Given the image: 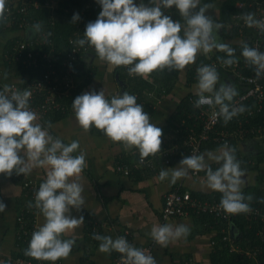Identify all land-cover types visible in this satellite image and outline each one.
I'll return each instance as SVG.
<instances>
[{
  "label": "clouds",
  "instance_id": "9594fccd",
  "mask_svg": "<svg viewBox=\"0 0 264 264\" xmlns=\"http://www.w3.org/2000/svg\"><path fill=\"white\" fill-rule=\"evenodd\" d=\"M102 7L98 18L89 22L82 39L74 43L83 48L93 47L98 59L114 67H128L130 76L147 77L156 71H183L194 64L198 54L207 56L214 50L226 53L220 63L232 66L239 62L235 49L221 40L223 25L206 15L214 9L212 3L201 0H97ZM6 0H0V22L6 21ZM175 7L180 20L174 21L162 9ZM79 14L73 22L79 21ZM242 19L247 27L264 33V20L255 13H244ZM41 22L31 25L33 35L42 31ZM50 36L51 33H48ZM242 57L253 67L257 79L264 77V52L242 44ZM8 78L7 72L4 79ZM195 108L205 105L218 109L216 115L225 124L244 113L246 107L237 105L234 98L238 91L234 84L221 82L215 65L201 64L196 69ZM32 92L17 90L13 85H0V173L29 175L33 169H45L46 179L40 184L29 208L37 209L44 222L33 231L24 255L37 261L67 259L76 243L75 238H65L84 223L83 216L71 215L74 208L81 210L85 204L80 183L81 174L87 167L86 153L80 150V142L64 143L50 134L53 124L42 125L37 113L30 109ZM75 119L88 132L93 126L101 130L113 143L121 144L125 151L138 150L140 162L161 151L162 129L150 123V116L137 103V97L125 91L109 100L104 89L85 92L72 103ZM23 153V155H21ZM213 164L218 165L215 169ZM191 172H205L204 186L221 193L219 207L228 214L251 211L252 196H245L242 185L245 170L237 159L235 147L227 142L215 150L185 155L177 167L162 169L160 181L175 184ZM248 201V202H246ZM6 205L0 201V212ZM190 228L186 224L171 223L153 225L150 236L159 245L167 247L186 239ZM99 241V251H116L126 258V264H157L155 258L121 236L93 234Z\"/></svg>",
  "mask_w": 264,
  "mask_h": 264
},
{
  "label": "crops",
  "instance_id": "0c3cea01",
  "mask_svg": "<svg viewBox=\"0 0 264 264\" xmlns=\"http://www.w3.org/2000/svg\"><path fill=\"white\" fill-rule=\"evenodd\" d=\"M57 1L59 2V0ZM61 1L64 2L65 0ZM222 1L213 0L211 3L215 5L214 9H210L206 13V15H211L217 22H219L218 16ZM134 2L139 5L141 0H134ZM93 3L94 1H91V5ZM251 9L248 8V10ZM42 20L44 21V18ZM82 25L86 26L87 24L83 23ZM236 29L238 35L234 37L225 35L223 28L220 29L221 40L231 45L232 43H242L244 37L247 36L250 39L251 28H246V34L242 33L237 27ZM10 35L33 36L31 26L25 29H16L8 34L9 37ZM216 52L218 51L214 50L208 55L216 54ZM200 55L202 54H198L194 64L186 66L183 71H179L175 87L169 93L162 94L160 97L156 96L155 111L153 113L147 112L150 116V123L155 124L159 128L164 127L182 97L189 92L195 93L194 85L197 81L188 82L187 75L189 68L196 63L198 65L199 62L208 61L206 59L208 55L204 59H201ZM82 57L86 67L91 66L94 68L95 76L83 86L80 95L85 92L93 90L99 92L104 89L106 98H108L121 90L122 81L118 77L117 67L101 62L97 55L92 52H86ZM5 72L8 74L6 80L4 79ZM0 73L2 82L5 84H9L14 80L19 82L20 76L14 75L5 69L2 57L0 59ZM220 80L225 82V79L221 76ZM229 80L235 85L233 78ZM81 82H86V79L83 77L75 79L74 86L77 87ZM235 87L238 90V86L235 85ZM39 123L45 124L43 121ZM52 124L53 127L49 131L54 137H59L66 144L72 140L80 142V150L86 153L87 164L80 178V183L84 187L82 195L85 204L79 211L74 208L71 210L72 216L76 218L83 216L84 223L65 237H74L76 243L69 257L63 259L62 264H114V259L118 252H100V242L91 238L87 230L89 224L94 220L95 223L100 221L108 222L101 235L110 236L113 239L127 236L131 243L138 248L150 241L154 242L153 257L157 264H216L213 261V252L215 251V240L219 232L212 215L189 213L162 218L165 194L177 185H180L183 189H189L191 193H199L197 195L192 193L193 196L213 197L214 195L217 198L216 191L204 186L205 172H199L197 176L190 172L188 177L178 180L175 184L171 183L170 180L160 181L158 179L159 172L162 169L177 167L182 160V158H179L167 165L156 160L153 167H138L129 173H125L118 170L117 164L124 163L129 165L135 160L137 161L139 158L138 150L125 151L121 144L113 143L95 126L85 132L76 121L73 111L67 116L53 121ZM181 124L177 125L176 131L173 130V132L168 133L162 140V144L172 143L174 140L179 142L184 140L186 132L180 134ZM200 125L201 123L189 126L187 131L191 127L199 128ZM225 126L229 130H234L235 126H238L237 118H233ZM231 143L236 149V156L241 161V166L243 157L254 155L257 151L264 149V139L255 137L244 139L233 137ZM221 145H214V143L207 141L203 144L201 152L215 150ZM212 167L215 169L217 165L213 164ZM241 168L245 170V176L248 174V176L243 177L245 181L242 185L243 190L245 186L256 183L258 172L257 170H250V167ZM262 168L264 172V164H262ZM26 179H30L34 186H26ZM45 179V169H33L26 176L23 174L17 175L15 171H13L11 176L0 173V201L6 205V209L0 212V264H4L8 255L16 254L21 251V247L23 248L24 243L18 238L17 233V215L19 212L26 210L25 208H29V201L34 203L35 193ZM27 215L31 214L28 213ZM38 221L40 225L43 224L44 218L42 215H38ZM165 223L174 225L186 224L190 228V234L186 239H181L175 243H170L167 247H163L151 238L150 232L153 225ZM227 227L232 236L233 234L235 236L241 234L240 228L234 222L231 221Z\"/></svg>",
  "mask_w": 264,
  "mask_h": 264
},
{
  "label": "built area",
  "instance_id": "2783aa9c",
  "mask_svg": "<svg viewBox=\"0 0 264 264\" xmlns=\"http://www.w3.org/2000/svg\"><path fill=\"white\" fill-rule=\"evenodd\" d=\"M58 3L57 0H6V21L0 22L15 29H25L37 22H42L43 17H35L31 13V8H38L44 6V8H54ZM238 10L233 14L235 18V26L244 34H246V28H249L244 23L242 16L244 13H255L257 19L264 20V0H249L248 7L244 8L246 2L239 0L237 2ZM94 6H97L95 4ZM247 10V11H246ZM52 16L49 17L51 20ZM48 19V20H49ZM49 20V21H50ZM53 23V22H52ZM43 25V24H42ZM77 31L69 35L62 44H56V33L54 30L42 28V31L33 36H24L18 38L15 44H12L7 48L5 58H9L10 54H13L16 58H23L24 61L37 64L38 54L41 51L45 53L42 55L46 61V70L37 79L30 82L19 83L14 80L9 83L13 85L17 90L29 89L32 92L30 98V109L37 113L38 122L42 121L44 112L50 110L53 107L61 106V102L58 100L63 94H67L74 86L75 78V66L82 58L83 54L90 52L93 47L85 45L81 48L74 42L77 39H82L83 33L86 29L85 25H78ZM252 33L249 36L251 42L250 47H256L261 52H264V33H261L257 28H251ZM48 33H51L49 36ZM44 45H48L49 49L46 50ZM46 50V51H45ZM60 55V56H59ZM226 58V57H224ZM239 62L232 66H226L220 63L219 58H214L210 62H199L196 69L201 64L215 65L217 68L227 70L231 73L233 78H236L240 83L244 85V90L239 92L234 98V102L237 105H243L246 107V111L234 118L238 120V126H235L234 130H229L226 126H222V117L216 115L218 109H212L207 105L198 108V116L202 122L199 128L191 127L184 137L182 142L174 140L172 143L161 144V151L155 156H149L145 158L144 162H140V156L138 160L132 164L126 165L124 163H118L117 168L125 173H129L135 168L155 165L154 161H161L164 164H171L174 160L183 158L185 155L199 154L202 146L205 142L213 140L217 143L224 144L227 142L230 144L233 137L244 139L247 137H255L257 139H264V119L261 122H253L252 119L257 113L264 109V77L257 79L253 67L246 64L243 57H237ZM61 63H59V61ZM196 73V71H195ZM0 73V85L3 86ZM44 93L45 97L42 103H35L38 93ZM198 99L197 96L191 95L190 100L194 103ZM254 162V160H250ZM191 172V171H190ZM197 176L199 172H191ZM26 186H34V183L30 179H26ZM248 202V201H246ZM250 203L251 211L242 214L248 222V226L251 227L255 222L264 223V208L257 204L254 200ZM220 200L214 195L213 197L206 196H193L189 189H183L180 185L175 186L169 190L164 197V203L162 208V218L165 219L172 215H185L189 213L194 214H210L214 217L216 223L234 222L233 218L240 214H228L220 207ZM17 215V233L18 238L24 243L21 251L16 254H10L6 257L4 264H53L50 261H37L33 258L24 255V250L28 247L29 241L33 231L40 225L38 221L37 209L25 208ZM31 215H27V214ZM107 221L96 222L95 220L89 224L91 232L101 235L102 230L107 226ZM222 239L225 242L229 251L239 252L249 258H254L258 263V255L263 248L264 242V230L258 229L257 235L258 243L243 245L237 242L233 238L229 228L226 225L222 226ZM125 237L130 244L131 240L127 236ZM134 245V244H133ZM135 246V245H134ZM154 242H148L140 249L145 250L148 254L154 256ZM63 259L58 260L55 264H62ZM114 264H126V258L117 253L114 259ZM259 264V263H258Z\"/></svg>",
  "mask_w": 264,
  "mask_h": 264
},
{
  "label": "trees",
  "instance_id": "16d2710c",
  "mask_svg": "<svg viewBox=\"0 0 264 264\" xmlns=\"http://www.w3.org/2000/svg\"><path fill=\"white\" fill-rule=\"evenodd\" d=\"M43 2V0H41ZM91 1L94 3L91 5ZM239 0H223L220 6L219 12V22L223 25V33L229 37H234L238 35V31L235 27V18L233 14L239 9L236 3ZM246 5L244 8L248 7L249 0H244ZM213 0H201V4L203 3H211ZM145 4L149 3V0H145ZM97 4V6H94ZM92 7H91V6ZM166 15H170L174 21L181 19L179 12L175 7L172 9H162ZM102 11V7L97 0H65L64 2L59 0L54 8H44V6H39L38 8H31V13L35 17H43V27L46 29L54 30L56 33V44L62 43L69 35L74 34L78 29V25H82L83 23L88 24L89 22H93L98 18L99 13ZM247 11V10H246ZM79 14L80 19L77 22H73V16L75 14ZM52 16L51 20L49 17ZM50 21H49V20ZM82 21V22H81ZM53 22V23H52ZM15 28H11L6 26L5 24L0 23V59L2 57L3 64L5 69L14 74L20 76L19 83L30 82L32 80L37 79V77H41V75L46 70V61L43 58L44 51H41L38 56L37 64L30 62H26L23 58H16L13 54H10L9 58H5V53L7 48L12 44H15L18 38H23L22 35H10L9 33L14 32ZM247 42L248 45H251L250 40L247 37H244L243 42L239 44H231L230 46L235 49L236 57L241 56L242 52V44ZM46 50L49 49L48 45H44ZM264 47V43H263ZM45 50V51H46ZM95 53L93 49L90 51ZM2 55V56H1ZM60 56V55H59ZM205 55H200L201 59L206 58ZM226 57V53L216 52V54L208 55L206 58L210 62L214 58H224ZM61 63L60 60H58ZM199 61V60H198ZM196 67L197 63L189 68L187 79L188 82L196 81ZM219 74L224 79H232V75L229 71L223 70L221 68H217ZM118 72V77L122 81V88L113 96L122 95L125 91L129 94L135 95L137 97V103L143 105L144 111L153 113L155 111L156 104V96L160 97L162 94L169 93L176 84V81L179 77V71L173 70L168 71L167 69L163 71H156L147 77L140 76H130L128 74V67L120 66L116 68ZM95 76L94 68L91 66L86 67V64L83 63V57L78 61L75 66L74 78H84L86 82L80 83L77 87L73 86L67 94H63L58 97V100L61 102V106L53 107L50 110L44 112L42 116V121L46 124V122L56 121L60 118L67 116L69 113L73 111L72 103L77 96H79L82 92V88L87 81H90ZM235 85L238 86V93L244 90V85L240 83L236 78H233ZM152 92V93H151ZM197 96L194 92H189L184 97H182L180 103L176 107L174 113L170 116L167 124L162 127V137L163 140L169 132L176 131L177 125H180V134L183 132H187L189 126L199 125L202 120L198 116L199 110L195 108L194 103L190 100V96ZM108 97L110 100L111 97ZM45 94L38 93L37 100L35 103H42L44 100ZM190 114V115H189ZM183 119V120H182ZM264 119V109L257 113L256 116L252 119V122H261ZM179 123V124H178ZM222 126H225V123L222 118ZM174 131V132H175ZM185 134V133H184ZM214 145H220L213 140H209ZM168 144V143H167ZM233 143L229 145L232 146ZM250 160H254V162H250ZM242 166L241 167H250V169L257 170V181L254 184H249L243 188V193L245 196H252L257 204L264 208V172L262 168V164H264V149L258 151L254 155L245 156L242 158ZM218 167V165H217ZM194 195L199 194L198 192H192ZM217 198L221 199V193L216 192ZM207 215V214H204ZM233 221L236 226H238L241 230V234L232 236L236 238L235 240L243 245L247 244H255L258 243L257 231L262 228L264 230V223L255 222L253 226L249 227L248 222L245 217L240 214L233 218ZM217 230L219 234L215 240V251L213 252V261L216 264H258L259 262H264V242L263 248L258 255V263L254 260V258H249L239 252L229 251L225 245V242L222 239V226L227 223H216ZM91 238H93V233L91 230L87 229Z\"/></svg>",
  "mask_w": 264,
  "mask_h": 264
},
{
  "label": "water",
  "instance_id": "95a60500",
  "mask_svg": "<svg viewBox=\"0 0 264 264\" xmlns=\"http://www.w3.org/2000/svg\"><path fill=\"white\" fill-rule=\"evenodd\" d=\"M30 36H31V35H30ZM30 36H28V37H30ZM225 82H226V83H232L231 80H229V79H225ZM257 152H258V151H257ZM233 236H235V235L233 234ZM260 264H264V262H260Z\"/></svg>",
  "mask_w": 264,
  "mask_h": 264
},
{
  "label": "rangeland",
  "instance_id": "374dc122",
  "mask_svg": "<svg viewBox=\"0 0 264 264\" xmlns=\"http://www.w3.org/2000/svg\"><path fill=\"white\" fill-rule=\"evenodd\" d=\"M248 173H252V172H248ZM246 176H248V174H247ZM246 176H245V177H246ZM250 177H251V175H250ZM253 180H254V179H253ZM251 181H252V180H251ZM259 264H260V262H259Z\"/></svg>",
  "mask_w": 264,
  "mask_h": 264
},
{
  "label": "flooded vegetation",
  "instance_id": "af4514ba",
  "mask_svg": "<svg viewBox=\"0 0 264 264\" xmlns=\"http://www.w3.org/2000/svg\"><path fill=\"white\" fill-rule=\"evenodd\" d=\"M250 170H253V169H250Z\"/></svg>",
  "mask_w": 264,
  "mask_h": 264
}]
</instances>
